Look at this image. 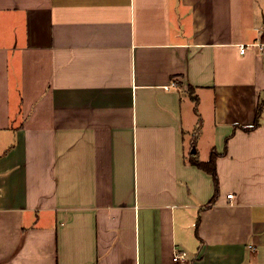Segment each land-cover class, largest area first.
<instances>
[{"label":"crops","instance_id":"1","mask_svg":"<svg viewBox=\"0 0 264 264\" xmlns=\"http://www.w3.org/2000/svg\"><path fill=\"white\" fill-rule=\"evenodd\" d=\"M255 42L264 0H0V264H264Z\"/></svg>","mask_w":264,"mask_h":264},{"label":"trees","instance_id":"2","mask_svg":"<svg viewBox=\"0 0 264 264\" xmlns=\"http://www.w3.org/2000/svg\"><path fill=\"white\" fill-rule=\"evenodd\" d=\"M190 94H191V97L195 100L194 96L192 95L191 89H190ZM263 105H264V102L259 103L258 108H257V113H256V120L254 124L250 127L244 128L245 130L250 131V130L255 129L258 126V118L263 109ZM219 156L220 155L216 151H212L210 154L209 160L206 162L199 161L193 154L189 156V161L192 165H195L198 168L202 169L206 173L210 174L213 178L214 185H215V193H214L213 198L209 202L210 204H213L218 196V176L216 172V159Z\"/></svg>","mask_w":264,"mask_h":264},{"label":"built area","instance_id":"3","mask_svg":"<svg viewBox=\"0 0 264 264\" xmlns=\"http://www.w3.org/2000/svg\"><path fill=\"white\" fill-rule=\"evenodd\" d=\"M256 46L259 50H263L264 48V42H255V43H251V44H243L239 46V52L240 54H244L245 52H247V50H249L250 47ZM176 84L175 82H172L170 84V87H175ZM228 198H232V195L229 194L227 195ZM185 257V253L184 252H177L175 253V256L173 258L174 261H177L179 259H183Z\"/></svg>","mask_w":264,"mask_h":264}]
</instances>
